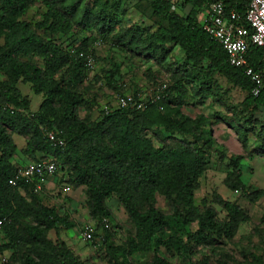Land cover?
Instances as JSON below:
<instances>
[{
    "label": "trees",
    "instance_id": "trees-1",
    "mask_svg": "<svg viewBox=\"0 0 264 264\" xmlns=\"http://www.w3.org/2000/svg\"><path fill=\"white\" fill-rule=\"evenodd\" d=\"M35 1L0 0V256L11 251V261L20 264H85L64 241L48 237L50 230L57 234L60 228H73L72 221L43 204L32 185L9 183L16 167L24 164L14 161L18 150L28 161L54 158L67 181L74 187H85L89 216L100 225H106L103 219L109 223L114 219L106 199H118L133 233L116 246L111 231L101 234L112 264H131L132 255L138 253H150L147 264H172L161 251L168 257L191 258L198 248L230 240L250 217L236 202L220 196L215 201L226 212L223 219L205 200L202 209L194 203V192L209 164L208 151L215 139L211 124L203 125L204 116L191 119L181 107L191 95L211 96L220 102L214 76H223L246 92L240 112L249 116L240 123H229L230 127L243 147L252 133L257 141L254 151L264 157V123L255 130L256 120L251 116L264 107V87L260 95H252L250 79L241 68L228 63L226 51L198 20L203 5L221 1L227 14L236 12L238 22L247 26L244 17L248 0H181L183 7L191 6L184 15L174 10L173 0H146L153 17L161 22L152 31L138 26L114 31V15L97 6L93 9L86 2L81 6L83 0H40L45 10L40 19L31 21L26 15ZM75 25L162 65L177 46L184 59L173 68V83L161 103L143 110H102L93 120L81 118L79 109L87 104L82 91L87 75L84 59L70 53L73 41L64 44L52 37L68 35ZM88 40L84 37L75 52H84ZM247 58L264 73L263 47L249 44ZM118 70L116 64L113 72ZM105 76L110 87L119 88L112 73ZM18 83L28 84L41 96L36 110L32 111L31 100ZM48 130L55 131L64 145L49 142L45 135ZM13 134L26 139L23 148L18 149ZM242 160L241 154L228 157L225 185L255 202L264 197V189L242 182ZM157 195L169 202V213L155 206ZM28 196L33 202H28ZM93 235H97L95 230ZM15 255L18 257L13 258ZM198 264L210 262L203 257ZM222 264H262V260L253 255L243 263Z\"/></svg>",
    "mask_w": 264,
    "mask_h": 264
},
{
    "label": "rangeland",
    "instance_id": "rangeland-1",
    "mask_svg": "<svg viewBox=\"0 0 264 264\" xmlns=\"http://www.w3.org/2000/svg\"><path fill=\"white\" fill-rule=\"evenodd\" d=\"M173 1L174 10L178 14L184 15L191 8L189 4L183 7L181 0ZM85 2L93 9L97 6L96 8L106 9L110 15H114L116 23L114 31L125 30L131 26L152 31L161 23L151 14L146 0H83L81 6ZM104 4H106L105 7ZM207 8V5H203L200 9L201 22ZM44 10L42 2L36 0L28 10L26 18L36 21L40 19ZM52 37L64 44L73 41L74 44L70 49L77 48L84 37H89L85 52L90 55L92 65L88 67L86 79L82 85L87 104L80 107L78 112L83 119L93 120L102 110L117 108L120 97L133 96L147 99L157 92L165 94V90L173 83V68L182 64L184 59L182 51L179 48H173L162 65L152 58L114 45L110 38H103L95 32L84 31L76 25L68 35ZM116 64L119 70L113 72ZM110 73L118 82L119 88L116 90L106 82L105 75ZM214 80L217 84L216 90L221 94L220 102L211 96L200 98L191 95L186 98V104L181 107L182 113L191 119L204 116L203 125L211 124L215 139V143L208 151L209 164L199 178V187L194 192L193 201L202 209V200H205L207 205H211L216 210L217 217L223 219L226 212L215 201V197L220 196L224 200L236 202L249 215L250 220L241 224L230 240L222 241L214 246L198 248L191 258L185 255L168 257L163 251L160 254L167 257L172 264H198L203 257H207L210 264H222L225 261L243 263L245 259L249 260L253 255L260 257L264 264V224L261 223V217L264 214V197L251 202L240 190H230L224 181L229 169L228 157L231 154H241L243 160L240 162L239 170L242 182L254 189H264V157L254 151L257 141L252 133H249L248 142L243 147L229 124L240 123L243 117L249 116L248 113L240 112V103L244 100L246 92L228 83L219 74L214 76ZM162 84H166V88H163ZM18 87L30 98L32 111L36 110L42 99L41 96L34 94L28 84L18 83ZM157 103H161V100L153 104ZM251 116L256 120L254 128L257 130L259 123H264V107L256 110ZM12 137L18 149L24 147L26 140L24 137L17 134H13ZM153 140L155 145H158L159 142L155 138ZM168 142L173 144L175 140ZM28 160L30 159L19 150L14 157L17 164H25ZM23 193L26 195L25 192ZM38 197L43 204L55 208L59 214L67 216L74 224L71 229L60 228L57 234L54 230H50L48 237L54 241H64L85 264H112L103 243H100L102 240L99 236L104 234V231L112 232L114 246L123 244L127 236L133 233V225L115 196L105 201L114 217L113 222L109 223L106 220V225H100L98 221L91 219L85 187H74L67 181L65 171L60 166L53 175L49 176ZM27 198L28 202H33L31 197ZM155 206L164 213L170 212V204L163 196H156ZM85 226L94 228L97 235H93V239L83 238L82 230ZM10 256L11 251H6L0 256V263L5 264L8 258L7 264H20L19 261H11ZM16 257L18 255L13 258ZM149 259L150 253L134 254L131 257V264H147Z\"/></svg>",
    "mask_w": 264,
    "mask_h": 264
},
{
    "label": "built area",
    "instance_id": "built-area-1",
    "mask_svg": "<svg viewBox=\"0 0 264 264\" xmlns=\"http://www.w3.org/2000/svg\"><path fill=\"white\" fill-rule=\"evenodd\" d=\"M244 18L247 26L238 22L236 12L231 11L227 14L221 1H213L208 4L206 15L201 24L206 33L226 51L228 63L231 66L241 68L243 73L250 79L252 83L251 93L257 97L264 87V73L255 69L249 63L247 51L249 44L264 48V0H248ZM70 53L83 58L87 69L92 65V60L87 52L81 50L75 52V49H70ZM166 86V84H162L163 88H166ZM163 95L164 92H157L147 99L134 98L133 96L120 97L117 108L130 107L143 110L150 104L161 100ZM109 110L112 109L105 111ZM45 135L47 140L54 145H64V140L58 138L55 131L48 130ZM57 169L58 165L54 158L48 157L37 161H28L16 167L15 174L9 180V183L15 186L19 182H23L32 185L33 192L40 193L49 176L53 175ZM103 222L105 223L106 219H103ZM93 233L94 228L92 226H85L82 230L84 239H93ZM101 240H103L102 237Z\"/></svg>",
    "mask_w": 264,
    "mask_h": 264
},
{
    "label": "crops",
    "instance_id": "crops-1",
    "mask_svg": "<svg viewBox=\"0 0 264 264\" xmlns=\"http://www.w3.org/2000/svg\"><path fill=\"white\" fill-rule=\"evenodd\" d=\"M199 16H200V15L198 14V20H199V22L201 23V20H200ZM173 48L175 49V48H178V47H177V46H174ZM173 48H172V49H173ZM16 155H17V153H16ZM16 155H15V156H16ZM16 161H17V160H16ZM27 162H28V161H27Z\"/></svg>",
    "mask_w": 264,
    "mask_h": 264
}]
</instances>
